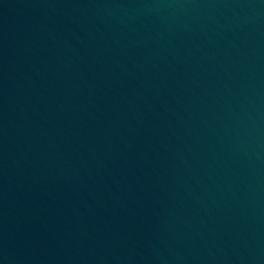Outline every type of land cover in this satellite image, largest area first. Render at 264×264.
<instances>
[{"label":"water","instance_id":"95a60500","mask_svg":"<svg viewBox=\"0 0 264 264\" xmlns=\"http://www.w3.org/2000/svg\"><path fill=\"white\" fill-rule=\"evenodd\" d=\"M0 264H264V0H0Z\"/></svg>","mask_w":264,"mask_h":264}]
</instances>
